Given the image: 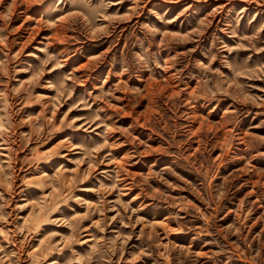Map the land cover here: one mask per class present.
<instances>
[{
  "label": "rangeland",
  "instance_id": "rangeland-1",
  "mask_svg": "<svg viewBox=\"0 0 264 264\" xmlns=\"http://www.w3.org/2000/svg\"><path fill=\"white\" fill-rule=\"evenodd\" d=\"M0 264H264V0H0Z\"/></svg>",
  "mask_w": 264,
  "mask_h": 264
}]
</instances>
